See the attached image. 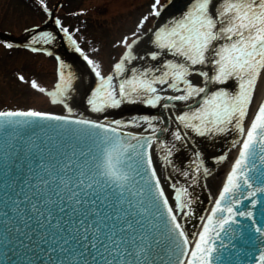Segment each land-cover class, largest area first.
<instances>
[{"label":"snow or ice","instance_id":"1","mask_svg":"<svg viewBox=\"0 0 264 264\" xmlns=\"http://www.w3.org/2000/svg\"><path fill=\"white\" fill-rule=\"evenodd\" d=\"M39 2L44 5V0ZM168 6L171 10L163 17ZM44 10L48 11L46 6ZM149 16L158 19L145 31L143 26ZM55 24L95 76V86L86 97L92 112L101 113L126 101H139L151 108L159 105L170 113L166 122L157 115L100 122L33 109L0 111V130L5 134L19 130L13 139L17 146L24 145L28 155L36 149L48 152L49 160L59 157L55 160L58 167L53 171L63 173L59 183L76 205L95 203L77 199L78 193L86 198L89 192L111 193L116 189L115 194L120 195L127 191L143 212L157 220V224L148 219L144 223L137 221L136 229L126 224L132 229L131 242L126 236L116 241L107 237L117 258L109 261L102 257V264H223L220 252L226 250V241L237 253L243 251L249 264H264V102L259 103L247 127L244 124L258 78L264 73V0H175L174 3L153 0L149 13L140 18L136 30L130 33L131 39L124 36L117 41L123 52L106 74L98 62L83 53L60 19ZM40 36L45 43L55 38L51 32H41ZM35 39L32 36L25 47ZM138 43L144 45L140 49L142 55L135 47ZM5 46L13 45L6 43ZM56 59L55 87L47 94L53 103L63 105L71 114L73 108L68 98L74 91L76 77L70 65L60 57ZM31 86L40 92L46 91L35 80ZM14 117L32 119H11ZM130 125L143 131H122ZM233 130L236 136L232 146L239 144L238 155L207 218L201 217V230L190 241L177 215V212L185 217L190 214V210L185 211L192 203L187 187L171 185L175 204L170 206L153 167L150 149L155 141L156 150L163 153L160 159L196 184L195 174L200 172L202 161L201 152L195 148V138L210 139ZM46 131L76 143H61L45 135L44 139L54 148L41 150L38 134ZM166 133L171 140L161 139ZM178 144L180 148L191 146L195 159L190 161L188 170L176 168L169 159L179 150ZM224 158L223 155L215 157L217 161ZM44 161L45 156L41 154L37 168L55 180L56 176L45 168ZM37 179L41 184H48L39 176ZM245 193L252 197V206L258 203L256 194H262L259 220L254 218L251 207L242 204L247 199ZM56 194L59 195V189ZM238 218H244L245 222ZM158 226L163 227V240ZM236 239L241 248L232 242ZM217 240L218 247L214 243ZM101 247L104 252L109 251L103 243ZM92 248H96L95 243Z\"/></svg>","mask_w":264,"mask_h":264},{"label":"water","instance_id":"2","mask_svg":"<svg viewBox=\"0 0 264 264\" xmlns=\"http://www.w3.org/2000/svg\"><path fill=\"white\" fill-rule=\"evenodd\" d=\"M34 32L33 30L29 36ZM0 37L26 45L21 39L3 32H0ZM18 132L19 130H9V133L5 134L0 130V264H102V257L109 261L117 258L116 253L112 252V245L107 237L116 241L119 237L126 236L131 242L132 229H128L126 224H132L133 229H136L137 221L144 223L145 219H148L154 224L158 223L154 216L143 212L141 205L127 191L120 195L115 194L118 191L116 189H113L111 193L89 192L86 198L78 193L77 199H86L95 203L76 205L73 200L68 199L70 193L65 191L59 183V177L63 173L53 171L58 167L55 160L59 157L49 160L48 152H37L36 149H32V155H28L24 145L17 146V141L13 139ZM38 135L40 139L37 143L41 150L54 148V145H50L48 140L44 139L45 135L53 137L54 140H60L61 143H76L67 138L55 137L53 133L47 131ZM151 153L156 165L158 162V170L163 176V178L161 176L162 183L170 195L164 175V163L160 159L162 154L156 150L155 143ZM41 154L45 156V168L53 172L56 176L55 180L37 168ZM49 165H51L50 168ZM221 169L222 166L206 180L211 196L223 177L224 169ZM37 176L47 180L48 184H41ZM68 187L71 188V185L69 184ZM57 189H59V195L56 194ZM245 196L247 197V193ZM261 196V193L256 194L258 203L255 206L250 203L252 197L242 201V204L252 208L256 220L260 219ZM236 207L239 208L240 205ZM238 219L245 222L244 218ZM193 226L194 223L187 230L189 237L192 235ZM158 227L161 232L160 239L163 240V227ZM98 232L99 235H97ZM151 234L155 237V230H152ZM232 242L237 245V248L242 247L239 239ZM93 243L96 244L95 249L92 248ZM101 243L108 247L107 253L104 252ZM214 243L218 247L220 241L217 240ZM225 249L220 252L223 264H249L244 252L237 253V250L231 248L227 241ZM123 251L122 245L121 252Z\"/></svg>","mask_w":264,"mask_h":264},{"label":"rangeland","instance_id":"3","mask_svg":"<svg viewBox=\"0 0 264 264\" xmlns=\"http://www.w3.org/2000/svg\"><path fill=\"white\" fill-rule=\"evenodd\" d=\"M58 2L61 4L56 10L57 19L69 29L75 41H81L83 51L93 54L94 61L108 69L122 49L117 41L136 30L140 17L149 13L151 0H44V5L39 0H0V30L28 37L33 31L31 27L48 21L49 12ZM45 6L49 12L42 10ZM153 19L149 16L147 23ZM6 43L0 39V109L62 111L63 107L52 103L46 91L40 92L39 88L31 86V81L35 80L45 90L54 87L58 68L55 57L43 56L13 44L6 47ZM110 45L113 47H108ZM20 76L24 80H20Z\"/></svg>","mask_w":264,"mask_h":264},{"label":"bare ground","instance_id":"4","mask_svg":"<svg viewBox=\"0 0 264 264\" xmlns=\"http://www.w3.org/2000/svg\"><path fill=\"white\" fill-rule=\"evenodd\" d=\"M263 92H264V73H262L261 76L258 78V82H257V86H256V91H255V95L256 96H255V99H254L255 101H254V106H253V109H252V113L255 110V108L257 107V105L259 104V102L261 100V97L263 95ZM252 113H251V115H252ZM251 115H250L249 119L251 118ZM129 118H132V117H129ZM125 128L134 130L136 132L143 131L142 128H136L135 126H131V125L128 126V127H125ZM235 151L236 150L234 149L232 156L235 155ZM215 194H216V190L213 193L212 198L215 196Z\"/></svg>","mask_w":264,"mask_h":264},{"label":"flooded vegetation","instance_id":"5","mask_svg":"<svg viewBox=\"0 0 264 264\" xmlns=\"http://www.w3.org/2000/svg\"><path fill=\"white\" fill-rule=\"evenodd\" d=\"M139 54H143V52L142 51H139ZM74 68V67H73ZM67 71L69 70V69H66ZM70 70L72 71H74L75 73H74V75H75V77H79L80 76V70L78 69V68H76V70L75 69H72V68H70ZM72 71V72H73ZM194 79V78H193ZM73 83H74V81H73ZM225 134L226 133H223V134H217L216 136H213L212 138H207V140H212V145L214 146V147H216L217 149L219 148V145H220V140L221 139H224L225 138ZM228 139H233V137H230V138H228Z\"/></svg>","mask_w":264,"mask_h":264}]
</instances>
